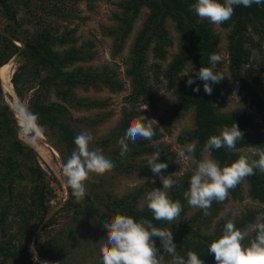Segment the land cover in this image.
<instances>
[{"label": "trees", "instance_id": "16d2710c", "mask_svg": "<svg viewBox=\"0 0 264 264\" xmlns=\"http://www.w3.org/2000/svg\"><path fill=\"white\" fill-rule=\"evenodd\" d=\"M47 2L51 1L43 0L37 3L35 0H0V14L4 20V26L0 28V69L13 57H20L21 63L11 78L15 94L19 99L22 98L21 79L26 84L36 82L38 89L29 100L28 108L39 114V123L44 126L46 137H48L46 126L51 127L55 130L59 142L66 143L65 147L70 148V144L72 146L74 144L75 134L64 122L65 111L61 105L51 103L50 97L53 95L62 102L79 108H98L103 106L102 101L79 100L74 92L77 89L101 90L102 88L120 92L123 90V82L118 78L117 72L108 66L101 68L80 66L81 63H89L94 59L95 52L91 50L93 44L86 42L77 47L78 38L75 37L74 29L65 28L60 32L56 23L73 18V13L65 10V6L61 4L62 0H55L51 5H47ZM193 3L195 0H120L117 3L119 11L113 14L116 25L108 29L107 33L114 41L113 47L116 53L122 50L139 14L142 10H147L141 30L131 46L128 58L124 61V75L131 87L130 99L132 102L142 100L151 109L155 107L157 95L153 80L149 75L150 68L147 67L148 53L151 50L155 59L161 61L165 59L168 48L172 46V40L168 36L166 27L169 19L174 23V30L179 34L180 42L178 52L162 76L173 84L185 65L190 62L191 77L195 80V83L183 93L179 104L169 113L171 116H178L192 109L193 130L186 134V140L188 142L198 141L196 151H201L210 136L218 135V129L225 125L231 126L234 122L244 133L242 140L237 142V149L264 147V136L257 130L256 123L250 116L235 113L222 114L217 110L216 106L222 104L221 89L225 86V81L212 84L213 92L208 95L204 92L203 82L195 76V72H198L201 67L210 66V54L219 53V50L217 49L218 36L211 23L207 19L201 20L190 10V5ZM222 26L229 29L227 35L228 68L236 91L242 93L258 112H262L263 104L247 77L249 76L255 83L258 78L253 77L250 71H245V66L249 64L251 56L249 45L252 43L251 36L247 35V32L250 28V35L263 33L264 4H253L251 7L234 6L233 16ZM70 67L73 69L69 71ZM221 67L220 63L216 70L220 71ZM244 72L247 73L244 74ZM196 87H199V92L193 91ZM3 92L0 81V197L7 195L8 205L14 201L17 202L10 214L14 215L18 226L32 227L33 220H38L36 223L38 226L48 214L47 199L52 195V191L47 184L45 172L36 160L34 151L17 140L12 110L6 103ZM135 116L137 113L130 118L124 114L122 123L116 127L109 138L102 141L105 147L112 144L116 146V151H114L116 156L112 158L114 169L119 168L124 173L143 171L144 174H148L151 169L147 167V159L144 160V157L146 154L150 156L159 150L158 162L168 164L167 170H162L163 175L174 172L178 168L174 162V155H165V148L146 146L139 139L135 144L128 141L130 151L124 156L120 155L118 140L125 134L130 121ZM241 154L240 151H228L222 147L219 150H213L212 157L223 167L237 160ZM21 162H23L22 168ZM26 179L35 184L30 187L31 189L29 188L30 193H27V197L18 198L25 188H28L26 186H21L23 189L20 188V184ZM244 180L248 183L249 195L264 203V173L255 170L254 175ZM146 188L148 189V185L121 198L107 196V201L101 209L92 205L87 192L83 200L89 203H86L81 213L95 220L101 228H103V223L110 220L116 213L128 215L136 221L148 219L156 227L168 228L167 222L153 219L147 205L139 208V201ZM68 190L71 193L69 187ZM229 192L233 199H240L241 182ZM172 196L175 197V192ZM70 199L66 201L63 208H71ZM216 203L220 202L214 201V204ZM217 210L215 207L213 214L216 215ZM1 214L4 218L8 212L2 210ZM199 215L200 213H197L195 217ZM254 217L255 212L249 211L235 223V226L243 229L254 221ZM208 221L209 218L199 220L195 229L189 231L190 235L178 233L174 243L182 246L181 249L185 256L189 250H192L197 252L204 264H215L214 254L209 253L208 245L219 238L223 231L215 230L211 234L204 232L201 225L206 226ZM52 223L53 220L49 219L42 228L47 229ZM155 241L157 243L159 238H155ZM7 248L0 244V257L3 260L10 259L11 264H33L34 257L27 244L14 251H7ZM37 254L42 259L64 264L56 262L48 253L38 252Z\"/></svg>", "mask_w": 264, "mask_h": 264}, {"label": "rangeland", "instance_id": "374dc122", "mask_svg": "<svg viewBox=\"0 0 264 264\" xmlns=\"http://www.w3.org/2000/svg\"><path fill=\"white\" fill-rule=\"evenodd\" d=\"M37 3L43 0H35ZM47 1V0H46ZM47 5H51L55 0H49ZM120 0H62L65 10L73 13V18H68L66 21H59L56 25L59 31L74 29L75 37L78 38L76 46L91 42L95 52L94 59L89 63H81L80 66H90L93 68H101L108 66L117 72L118 78L123 82V90L120 92H112L107 88L101 90L77 89L74 95L77 99H87V101H102L103 106L83 108L68 105L55 96L50 97V102L61 105L65 111V123L70 129L73 130L75 136L82 132H90L94 139L90 144L91 149H100L102 154L112 160L115 157L116 146L114 144L105 147L102 141L111 136L117 126L122 123L124 114L130 118L137 113L136 117L141 115L153 121V129L155 135L151 141L143 138L139 139L144 142L146 146H161L165 148V155H174V162L178 168L174 171L176 175L173 177L177 181L176 186L167 190L169 197L173 200H179L182 204V212L180 216L171 224L167 223L168 228L173 232L174 241L178 233L183 235H190L189 231L195 229V225L199 220L205 218L209 221L206 226H202L203 231L211 234L213 231H223L225 223L231 219L234 224L240 221L244 215L249 211L255 212V219L252 223L264 222V203L252 198L249 195L248 183L243 180L241 182V198L233 199L228 194L225 202L214 204L210 207L209 214L204 215L203 210L199 208L189 207L187 201L184 199V191L189 188V181L191 175L195 171V165L186 162L178 157L177 153L186 144L190 143L186 140V134L193 130V111L188 110L178 116L169 115L171 109L179 104L183 93L188 90L187 80L191 76V64H186L185 68L175 79L173 84L162 76L163 72L168 69L169 64L172 62L174 55L178 52V45L180 42L179 34L174 30V23L167 20L166 27L168 29V36L172 40V46L168 48L165 59L157 60L153 57L152 51L149 50L147 67L150 68L149 75L153 80L154 88L156 90L157 102L154 109H151L145 102L139 100L132 102L130 99L131 87L129 81L125 78V65L124 61L128 58L131 46L141 30L143 22L147 15V10H142L138 18L133 24V28L125 40L120 53H116L113 47L114 41L107 35L108 29L115 27L116 23L113 20V14L118 10L117 3ZM223 2V0H220ZM55 25V26H56ZM212 28L218 36L217 49L222 55V67L220 72L223 73L225 86L222 87L223 93L222 104L216 106L217 110L222 114H243L250 116L256 123L257 130L264 136V31L259 34H251L250 28L247 35L251 36L252 43L249 45L251 53L249 64L245 66V71L248 70L251 74L258 78L255 83L249 76L248 81L253 85L257 91L259 98L263 104L262 112H258L255 106H251L249 101L244 98L242 93L236 91L229 72V54L227 51V35L229 29L223 28L221 25L212 24ZM4 26V20L0 14V28ZM18 44V43H17ZM254 50L259 53L258 56L254 55ZM21 59L15 56L11 59V63L7 68L6 88L1 85L4 93V99L12 110L13 105L17 100L23 101L28 107V102L38 89L36 82L27 83L21 79V86L23 88L22 98L19 99L15 94L14 88L11 83L13 74L17 71ZM70 67L68 70H72ZM247 72H244L246 74ZM188 74V75H187ZM156 76L158 77L156 79ZM10 79V83L8 80ZM235 91L237 97H231ZM147 107V108H146ZM133 118V119H134ZM130 121V123L133 121ZM12 120L16 128L17 140L31 148L35 155L39 166L46 174V180L52 195L47 199L48 214L43 222L38 226V220H33L32 227H26L16 223L14 215L10 214L12 209L16 207L17 202L8 205V196L0 197V244L8 247L7 251H14L24 244L28 245L30 252L33 254V264H56L53 261L42 259L38 256V252L51 255L52 259L56 262L64 264H102L100 246L106 239V231L101 228L98 223L89 219L81 213L88 201L77 202L68 190L65 183V177L62 175V162L70 157L72 151L75 149V144H70V148L65 147V144L60 143L55 130L46 126L48 137L40 142L39 147H30L25 139L18 135L20 124L12 111ZM244 134V133H243ZM245 152L247 149L244 150ZM201 151H196L195 156L200 158ZM242 153V152H241ZM243 154V153H242ZM145 155L144 160L148 158ZM143 160V161H144ZM23 162H21V168ZM166 173L165 176L172 173ZM155 181L153 184L152 181ZM21 186H26L23 193L18 197H27L30 193V187L35 183L31 180H23ZM146 188L145 193L139 201V208L146 206V201L143 199L146 192L155 188H162L163 185L159 178L152 172L144 174L143 171L137 173L123 172L119 168L112 169L101 176L93 174L92 179L86 182L87 192L90 195L92 205L98 209L107 201V196L121 198L131 193L136 192L140 188ZM152 185V187H150ZM30 188V189H29ZM29 192V193H28ZM175 192V197L173 193ZM28 193V194H27ZM71 197L72 199H70ZM71 200V208H63L66 201ZM217 207L216 215L214 208ZM5 210L8 215L2 218L1 211ZM200 213L198 217H195ZM12 215V216H10ZM195 217V218H194ZM193 218V219H192ZM52 219L53 223L47 229H43V224ZM190 219H192L190 221ZM35 225V226H34ZM221 235V234H217ZM254 236L255 234H251ZM247 242V241H245ZM177 245V251L180 255L185 256L182 251V246ZM160 247V241L156 243ZM163 250L161 249V252ZM169 259V257H166ZM45 260V261H44ZM49 262V263H48ZM0 264H11V260H3L0 257Z\"/></svg>", "mask_w": 264, "mask_h": 264}, {"label": "clouds", "instance_id": "9594fccd", "mask_svg": "<svg viewBox=\"0 0 264 264\" xmlns=\"http://www.w3.org/2000/svg\"><path fill=\"white\" fill-rule=\"evenodd\" d=\"M253 4H264V0H195V3L190 5V10L201 20L207 19L214 25H221L231 19L234 6L251 7ZM253 54L259 55L255 50ZM222 59V55L214 52L209 56L210 66L201 67L195 72L196 78L203 82L204 92L208 95L213 92L211 85L219 84L225 77L222 72L216 70ZM186 83L191 86L195 80L189 76ZM193 91L199 92L200 89L196 87ZM231 97L238 98L235 91ZM12 111L20 124L18 135L23 137L30 147H39L45 135V128L39 123V114L31 111L20 100L15 102ZM153 121L155 120L147 119L143 115L133 119L125 134L118 140L121 156L130 151L128 141L135 144L141 138L148 141L153 139ZM218 133L207 139L199 159L195 156L198 141L186 143L177 153L179 158L195 165L189 188L183 194L184 199L189 207L203 210L204 215L209 214L208 210L213 201H225L229 190L234 189L246 177L254 175L255 170L264 173V147H249L246 152L237 149V142L242 140L244 134L234 122L231 126H222ZM93 139L90 132L78 133L74 137L75 149L70 157L62 162V175L77 202L85 198L86 182L92 179L93 174L101 176L115 166L100 149L90 148ZM222 147L243 154L230 165L221 167L212 157V152ZM159 159L158 150L147 158V167L159 178L163 187H154L146 192L143 199L154 220L171 224L180 216L183 208L181 202L173 201L167 191L177 184L173 179L176 172L168 176L163 175L162 170H167L168 164L158 162ZM103 228L106 231V239L100 246L102 264H204L195 251L189 250L186 256L180 255L176 250L172 230L156 227L148 219L136 221L128 215L116 213L103 223ZM253 233L254 236L251 235ZM155 238H159V248ZM208 251L214 254L215 264H264V222L249 223L239 229L229 219L224 225L222 235L208 245Z\"/></svg>", "mask_w": 264, "mask_h": 264}, {"label": "bare ground", "instance_id": "6f19581e", "mask_svg": "<svg viewBox=\"0 0 264 264\" xmlns=\"http://www.w3.org/2000/svg\"><path fill=\"white\" fill-rule=\"evenodd\" d=\"M10 63H11V61L0 69V81H1V85H3V87H5V88H6V78L8 76L7 75V68L9 67Z\"/></svg>", "mask_w": 264, "mask_h": 264}]
</instances>
